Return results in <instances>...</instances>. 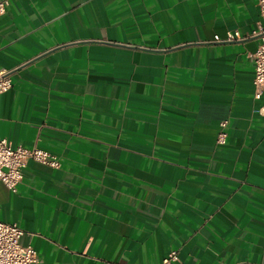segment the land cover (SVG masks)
Returning a JSON list of instances; mask_svg holds the SVG:
<instances>
[{
	"label": "crops",
	"instance_id": "1",
	"mask_svg": "<svg viewBox=\"0 0 264 264\" xmlns=\"http://www.w3.org/2000/svg\"><path fill=\"white\" fill-rule=\"evenodd\" d=\"M261 21L258 0H10L0 135L61 157L0 181L37 264H264Z\"/></svg>",
	"mask_w": 264,
	"mask_h": 264
},
{
	"label": "built area",
	"instance_id": "2",
	"mask_svg": "<svg viewBox=\"0 0 264 264\" xmlns=\"http://www.w3.org/2000/svg\"><path fill=\"white\" fill-rule=\"evenodd\" d=\"M10 0H0V14L7 11ZM262 21L256 31L260 43L255 51L254 58V87L255 97L260 98L264 92V0H258ZM239 32H229L228 39L239 38ZM215 40H220L218 35ZM12 86V69H0V93ZM226 132L218 137L220 143H225ZM33 159L52 167L61 166V157L40 146L27 147L13 145L7 138L0 135V181L9 189L16 191L23 180V169L28 160ZM24 229L16 223H9L0 219V264H37L39 255L32 245L21 243ZM179 252L173 249L162 259L160 264H179Z\"/></svg>",
	"mask_w": 264,
	"mask_h": 264
}]
</instances>
